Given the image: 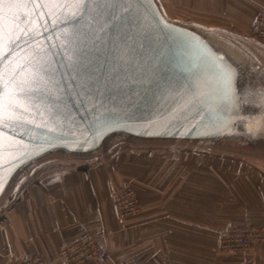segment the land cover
<instances>
[{
    "label": "water",
    "instance_id": "95a60500",
    "mask_svg": "<svg viewBox=\"0 0 264 264\" xmlns=\"http://www.w3.org/2000/svg\"><path fill=\"white\" fill-rule=\"evenodd\" d=\"M74 11L0 4V225L48 178L124 156H200L264 182V42L170 17L160 0Z\"/></svg>",
    "mask_w": 264,
    "mask_h": 264
},
{
    "label": "crops",
    "instance_id": "0c3cea01",
    "mask_svg": "<svg viewBox=\"0 0 264 264\" xmlns=\"http://www.w3.org/2000/svg\"><path fill=\"white\" fill-rule=\"evenodd\" d=\"M173 18L249 33L264 0H160ZM129 186L141 210L117 218L112 192ZM245 222L264 231V182L235 164L184 154L131 155L106 170L48 178L0 225V264L39 256L47 264L59 250L93 236L108 263L264 264V240L242 252L219 248L220 233ZM264 234V232H263Z\"/></svg>",
    "mask_w": 264,
    "mask_h": 264
},
{
    "label": "built area",
    "instance_id": "2783aa9c",
    "mask_svg": "<svg viewBox=\"0 0 264 264\" xmlns=\"http://www.w3.org/2000/svg\"><path fill=\"white\" fill-rule=\"evenodd\" d=\"M250 35L264 42V9L260 10L251 26ZM114 205L117 216L124 219L127 216L139 212L140 206L135 192L132 189L121 188L114 191ZM263 231L259 227H254L245 222L230 224L219 235L218 246L220 249L229 252H239L245 250L250 244L261 243L263 241ZM80 258L98 259L108 263L109 255L99 245L93 236H84L69 246L59 250L57 259L65 264H74ZM12 264H46L39 256H25L15 260ZM116 264H135L129 260H123Z\"/></svg>",
    "mask_w": 264,
    "mask_h": 264
},
{
    "label": "snow or ice",
    "instance_id": "6c2138e0",
    "mask_svg": "<svg viewBox=\"0 0 264 264\" xmlns=\"http://www.w3.org/2000/svg\"><path fill=\"white\" fill-rule=\"evenodd\" d=\"M4 3V0H0V4ZM72 3L74 5L75 11L73 12V15H79L81 14V10L84 4L88 3V0H72ZM15 19V17H14ZM3 13L0 12V31L3 30ZM4 105L0 103V110H2ZM264 127V124L261 125Z\"/></svg>",
    "mask_w": 264,
    "mask_h": 264
},
{
    "label": "bare ground",
    "instance_id": "6f19581e",
    "mask_svg": "<svg viewBox=\"0 0 264 264\" xmlns=\"http://www.w3.org/2000/svg\"><path fill=\"white\" fill-rule=\"evenodd\" d=\"M121 188H128V189H132L131 187H129V186H121V187H116L115 189H121ZM115 189L113 190V192H112V201H113V206H114V211H115V214H116V216H117V213H116V210H115V205H114V191H115ZM133 191H134V189H132ZM135 192V191H134ZM135 194H136V197H137V201H138V204H139V206H140V210H141V205H140V201H139V198H138V195H137V193L135 192ZM140 210H139V212H140ZM138 212V213H139ZM138 213H136V214H138ZM136 214H134V215H136ZM134 215H131V216H134ZM128 217H130V216H127V217H125V218H128ZM117 218L118 219H120V220H123L122 218H120L119 216H117ZM124 218V219H125ZM84 237V236H83ZM82 238V237H81ZM80 239V238H79ZM77 241V240H76ZM75 242V241H74ZM74 242H72V243H74ZM72 243H70V244H72ZM99 243V242H98ZM70 244H67V245H65V246H69ZM100 245V244H99ZM64 246V247H65ZM63 248V247H62ZM61 248V249H62ZM248 248V247H247ZM60 249V250H61ZM244 251V250H243ZM239 252H242V251H239ZM22 257H25V256H21V257H18V258H16L15 260H17V259H19V258H22ZM57 259V258H56ZM80 259H83V258H80ZM79 259V260H80ZM15 260H13L12 262H11V264L15 261ZM57 260H59V259H57ZM61 261V260H60ZM78 261V260H77ZM63 262V261H62ZM122 262V261H121ZM64 263V262H63ZM47 264V263H46ZM65 264V263H64Z\"/></svg>",
    "mask_w": 264,
    "mask_h": 264
},
{
    "label": "rangeland",
    "instance_id": "374dc122",
    "mask_svg": "<svg viewBox=\"0 0 264 264\" xmlns=\"http://www.w3.org/2000/svg\"><path fill=\"white\" fill-rule=\"evenodd\" d=\"M177 19H182V18H177ZM208 26V25H207ZM211 27V26H210ZM241 34H243V35H246V36H249V37H252L249 33H241ZM117 161V160H116ZM115 162V161H114ZM237 166H239V165H237ZM245 168V167H244ZM259 228H261V227H259ZM262 229V228H261ZM262 231H263V229H262ZM264 232V231H263ZM263 237H264V234H263ZM264 240V239H263Z\"/></svg>",
    "mask_w": 264,
    "mask_h": 264
}]
</instances>
